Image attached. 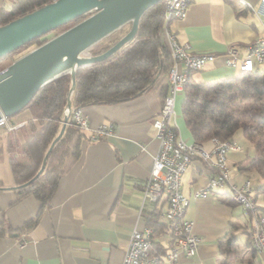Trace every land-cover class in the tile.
<instances>
[{
    "label": "crops",
    "instance_id": "1",
    "mask_svg": "<svg viewBox=\"0 0 264 264\" xmlns=\"http://www.w3.org/2000/svg\"><path fill=\"white\" fill-rule=\"evenodd\" d=\"M12 1L0 0V9H9ZM261 1L192 0L183 19L170 21L168 32L178 43L188 45L192 53L215 56L203 70L190 74L192 81L239 74L238 68L224 64L223 57L234 47L237 57L244 58L248 45L264 35L259 18L245 5L255 10ZM162 38L166 42L163 29ZM254 66L262 68L257 63ZM161 79L128 101L80 107L89 129L83 131L80 155L58 179L48 207L26 189H17L9 158L26 163L22 144L32 126L25 123L29 119L26 112L16 114L12 121L8 118L10 124L22 125L13 130L0 128V264H122L130 232L148 227L150 219L162 218L167 208L165 196L143 204L142 193L151 170L150 155L158 149L151 124L168 92L167 80ZM166 83L167 89L163 88ZM183 100L184 93L175 98L171 123L181 139L192 142L182 117ZM101 124L111 125L113 133L91 141V131ZM243 138L236 141L234 137L240 150L227 154L229 183L240 186L250 180L255 205L264 209V199L256 203L254 190L261 184L258 176L245 170L253 150ZM203 147L210 151L212 144L208 141ZM214 174L199 158H193L182 174L181 192L188 199L186 217L193 221L200 243L194 256L162 264L260 262L249 244L250 215L232 202L229 184L196 196ZM259 214L264 217L261 210ZM169 233L167 228L154 235V251L166 254L171 245ZM230 238L234 240L230 249L219 246V241Z\"/></svg>",
    "mask_w": 264,
    "mask_h": 264
},
{
    "label": "trees",
    "instance_id": "2",
    "mask_svg": "<svg viewBox=\"0 0 264 264\" xmlns=\"http://www.w3.org/2000/svg\"><path fill=\"white\" fill-rule=\"evenodd\" d=\"M51 1L53 0H13L9 9H0V25ZM163 5V2L158 3L144 13L134 38L116 54L76 72L75 88L70 96L71 109L128 101L144 93L159 77H162V81L167 80L172 60L162 38ZM74 23L60 26L52 33H60ZM130 26L131 23H128L101 40L92 48L91 54L97 55L109 49L128 32ZM52 33L22 46L17 55L15 53L18 50L1 58L0 60L7 59L2 67L51 38ZM194 72L197 71L188 74L181 108L185 126L193 141L202 145L213 137L220 141H233L237 130H240L253 150L252 155L247 157L245 170L258 176L261 184L254 191L264 193V66L254 72L239 71L236 76L214 81L194 82L190 78V74ZM69 87L70 76L67 74L36 92L20 111L29 115L25 123L32 126V133L22 144L26 163H21L16 157L9 158L17 189H26L27 193L41 201L44 207L50 205L58 179L80 155V143L84 133L72 124L70 115L63 134L55 142L46 159L42 172L31 183L23 185L35 176L51 142L59 133ZM163 88L167 89V83ZM9 120L12 121V117ZM34 120L36 122L33 123ZM259 210L264 212V209L256 207L260 216ZM162 218H153L147 223L152 230V250L155 244L154 235L168 228L167 222ZM1 232L0 228V235ZM248 234L252 247L251 231ZM232 241L233 238L221 240L219 246L228 250L233 244ZM153 252L164 254V251Z\"/></svg>",
    "mask_w": 264,
    "mask_h": 264
},
{
    "label": "built area",
    "instance_id": "3",
    "mask_svg": "<svg viewBox=\"0 0 264 264\" xmlns=\"http://www.w3.org/2000/svg\"><path fill=\"white\" fill-rule=\"evenodd\" d=\"M192 0H165L163 1V30L166 35V45L171 56L172 64L168 70V92L165 95L159 111L152 121L154 137L158 142L157 151L150 155L151 170L142 187L143 204L155 203L162 196L166 197L167 208L162 217L168 224L171 245L166 254H157L152 250V230L149 227L143 230L133 229L128 238V245L122 264H162L178 259L180 256L192 257L196 254L200 240L193 232V221L186 217L188 199L181 192V176L193 158L203 160L212 167L215 174L209 178L205 187L196 193L204 196L208 191L222 188L229 184L231 198L246 210L251 219V245L254 252L264 264V217L256 212V205L251 195L250 180H245L240 186L229 183V167L226 163L227 154L238 151L240 147L234 141H220L216 137L210 139L212 148L204 149L197 142H187L178 136L171 123L175 115V98L184 93L188 74L191 71H201L208 62H213V54H195L186 44L176 41L173 34L168 32V25L172 20H181L185 17ZM247 5L259 18L264 29V0L253 9ZM223 62L227 66L236 67L239 71H256L254 63L264 66V35L259 36L248 45L244 58L237 57V50L229 47ZM72 124L82 131L89 127L80 108L72 109L70 114ZM22 124H10L8 118L1 117L0 128L17 129ZM113 133L111 125L101 124L94 128L90 140L96 141L99 137ZM213 157V158H212Z\"/></svg>",
    "mask_w": 264,
    "mask_h": 264
},
{
    "label": "water",
    "instance_id": "4",
    "mask_svg": "<svg viewBox=\"0 0 264 264\" xmlns=\"http://www.w3.org/2000/svg\"><path fill=\"white\" fill-rule=\"evenodd\" d=\"M165 0H53L0 25V59L31 41L75 22L60 33L13 60L0 70V119L18 114L46 84L70 76L62 126L46 151L31 183L44 169L46 159L64 132L71 112L70 96L75 74L84 67L105 61L130 42L144 13ZM131 23L130 29L106 51L93 55L101 40Z\"/></svg>",
    "mask_w": 264,
    "mask_h": 264
},
{
    "label": "rangeland",
    "instance_id": "5",
    "mask_svg": "<svg viewBox=\"0 0 264 264\" xmlns=\"http://www.w3.org/2000/svg\"><path fill=\"white\" fill-rule=\"evenodd\" d=\"M54 34H55V33H52L53 36H54ZM56 34H57V33H56ZM13 53H14V52H13ZM18 53H20L19 50L17 51V53H15V55H17ZM8 58H9V57H8ZM6 62H7V59H6V60H5V59H4V60H3V59L0 60V67L4 66V65L6 64ZM261 67H263V66H261ZM2 68H4V67H2ZM2 68H1V69H2ZM1 69H0V70H1ZM238 137L243 138V137L241 136V131H240V130H237V133H236V135H235V140H236V141L239 140V139H237ZM243 139H244V138H243ZM244 140H245V139H244ZM244 140H242V141L245 142ZM254 177H255V176H254ZM253 194H255V192H253ZM257 197H258V200H257L256 203L258 204V203H260V201H261L262 199H264V193H258V194H257Z\"/></svg>",
    "mask_w": 264,
    "mask_h": 264
}]
</instances>
